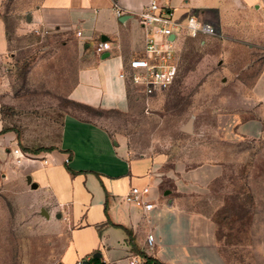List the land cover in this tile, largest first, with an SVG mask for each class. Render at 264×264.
<instances>
[{
  "label": "crops",
  "instance_id": "1",
  "mask_svg": "<svg viewBox=\"0 0 264 264\" xmlns=\"http://www.w3.org/2000/svg\"><path fill=\"white\" fill-rule=\"evenodd\" d=\"M148 1L0 0V60L8 52L10 34L64 37L66 44L80 47L84 57L67 97L99 111L128 113L130 84L119 74L130 59L144 54V31L136 13ZM158 2L172 10L178 23L194 16L214 27L215 35L206 37H212L216 62L228 74L235 75L229 64L238 63L242 55L250 57L246 91L250 119L237 122L232 118L220 123L219 130L232 144L250 141L253 155L260 140L264 146V0ZM114 7L122 10L120 17ZM203 36L175 38L177 76L180 62H190L186 40ZM99 42H106L108 50L96 52ZM2 129L0 118V148L11 151L16 148L14 138L1 133ZM10 151L7 154L13 158ZM215 154L196 164L189 158L174 160L160 153L134 155L125 135L111 132L100 122L66 115L56 148L32 158L22 153L17 170L7 167V178H22L46 209V220L55 218L60 226L57 264L77 260L125 264L140 254L143 261L149 258L161 264H232L214 220L223 205L214 200L211 186L222 179L226 168V153ZM27 176L36 189L26 184ZM131 187L147 189L145 199L154 205L151 211L143 212L124 201ZM149 233L154 236L150 252L146 251Z\"/></svg>",
  "mask_w": 264,
  "mask_h": 264
},
{
  "label": "rangeland",
  "instance_id": "2",
  "mask_svg": "<svg viewBox=\"0 0 264 264\" xmlns=\"http://www.w3.org/2000/svg\"><path fill=\"white\" fill-rule=\"evenodd\" d=\"M8 38V52L0 60V118L25 157L34 154L23 149L56 148L66 115L125 135L134 155L160 153L196 164L225 152V174L211 186L214 200L223 205L214 214L218 238L232 264H264L262 140L252 155L250 141L232 144L219 130L220 123L232 118L250 119V57L229 64L231 75L216 62L212 37L186 40L190 62H180L172 85L147 96L130 84V110L120 113L88 108L67 97L84 60L80 47L46 33ZM6 149L0 148V264H57L60 226L40 214L46 209L22 178H7V167L17 170L19 163Z\"/></svg>",
  "mask_w": 264,
  "mask_h": 264
},
{
  "label": "built area",
  "instance_id": "3",
  "mask_svg": "<svg viewBox=\"0 0 264 264\" xmlns=\"http://www.w3.org/2000/svg\"><path fill=\"white\" fill-rule=\"evenodd\" d=\"M117 17L122 15V10L114 7ZM136 19L144 31V54L127 62L126 70L119 74V78L139 88L145 95L150 96L157 91L167 90L177 77L175 65L174 41L179 35L195 37L198 34L214 36L215 29L208 23L189 16L185 23H178L173 18V12L169 7L161 5L158 0H149L147 5L136 13ZM80 36V33H77ZM96 52L108 50L106 42L96 45ZM11 155L20 163L22 153L16 148ZM147 189L131 187L124 197V201L143 212L154 208L152 203L145 199ZM154 247V236L149 233L146 237V251L150 252ZM74 264H87L82 260ZM125 264H144L139 256H132Z\"/></svg>",
  "mask_w": 264,
  "mask_h": 264
},
{
  "label": "trees",
  "instance_id": "4",
  "mask_svg": "<svg viewBox=\"0 0 264 264\" xmlns=\"http://www.w3.org/2000/svg\"><path fill=\"white\" fill-rule=\"evenodd\" d=\"M6 132V130L5 129H3L2 131H1V133H5ZM55 149V147H49V148H41V149H36V150H34V151H29V150H27V149H23V152H29V153H31V154H34V155H36V154H39L40 152H43V151H45V152H51L52 150H54ZM140 257H144V255L143 254H140ZM144 264H161V263H159L158 261H156V260H154V259H149V258H146L145 259V261H144Z\"/></svg>",
  "mask_w": 264,
  "mask_h": 264
},
{
  "label": "water",
  "instance_id": "5",
  "mask_svg": "<svg viewBox=\"0 0 264 264\" xmlns=\"http://www.w3.org/2000/svg\"><path fill=\"white\" fill-rule=\"evenodd\" d=\"M183 131L186 132V133H189V132H190L189 124H188L186 127L183 128ZM25 182H26V184H27L28 186H30L31 189H36V188H37V185H36L35 183H32V182H31V178H30L29 176H27V177L25 178ZM40 214H41L42 216H44L45 218L48 217V215H47V213H46V211H45L44 209H41V210H40Z\"/></svg>",
  "mask_w": 264,
  "mask_h": 264
}]
</instances>
